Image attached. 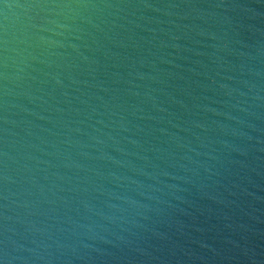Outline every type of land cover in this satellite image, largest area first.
<instances>
[{"label":"water","instance_id":"95a60500","mask_svg":"<svg viewBox=\"0 0 264 264\" xmlns=\"http://www.w3.org/2000/svg\"><path fill=\"white\" fill-rule=\"evenodd\" d=\"M0 260L264 264V0H2Z\"/></svg>","mask_w":264,"mask_h":264},{"label":"snow or ice","instance_id":"6c2138e0","mask_svg":"<svg viewBox=\"0 0 264 264\" xmlns=\"http://www.w3.org/2000/svg\"><path fill=\"white\" fill-rule=\"evenodd\" d=\"M0 3H2V0H0ZM7 6H9V5L8 4H4V7H7ZM0 264H3L2 260H0Z\"/></svg>","mask_w":264,"mask_h":264},{"label":"clouds","instance_id":"9594fccd","mask_svg":"<svg viewBox=\"0 0 264 264\" xmlns=\"http://www.w3.org/2000/svg\"><path fill=\"white\" fill-rule=\"evenodd\" d=\"M7 7H10V5H9V6H7Z\"/></svg>","mask_w":264,"mask_h":264}]
</instances>
